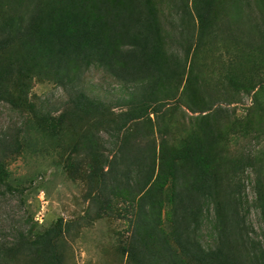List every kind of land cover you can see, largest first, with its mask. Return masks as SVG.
Instances as JSON below:
<instances>
[{
    "label": "trees",
    "instance_id": "obj_1",
    "mask_svg": "<svg viewBox=\"0 0 264 264\" xmlns=\"http://www.w3.org/2000/svg\"><path fill=\"white\" fill-rule=\"evenodd\" d=\"M109 2L0 0V103L16 104L37 77L73 85L83 70L104 69L121 82L123 97L105 102L76 91L58 117L38 118L45 131L80 135L65 167L87 182L98 216L115 200L137 203L132 228L146 241L143 252L156 254L162 264H264V230L256 240L242 186H233L217 144L213 116L192 135L176 138L183 127L177 116L182 104L193 110L215 104L205 101L197 86L192 93L194 74L180 92L185 64L177 55L166 59L162 29L148 0L115 8ZM175 7L184 16L181 37L195 44V51L207 39L221 38L220 23L213 19L215 0H194L196 36L188 17L192 10L184 0ZM183 48L189 58L192 47L185 42ZM162 87L166 103L159 99ZM170 102L172 110L166 108ZM101 134L109 136L108 155ZM21 150L19 134L0 138L1 184H9L7 165ZM260 202L264 221V198ZM73 229V223L60 221L44 233L21 234L13 248L0 253V264H15L18 256L33 260L35 253L39 264H65L57 241ZM204 238L213 244L205 246Z\"/></svg>",
    "mask_w": 264,
    "mask_h": 264
},
{
    "label": "rangeland",
    "instance_id": "obj_2",
    "mask_svg": "<svg viewBox=\"0 0 264 264\" xmlns=\"http://www.w3.org/2000/svg\"><path fill=\"white\" fill-rule=\"evenodd\" d=\"M107 1L115 8L131 0ZM148 1L162 29L166 59L177 55L185 64L180 92L194 74L196 79L188 86L192 93L197 86L205 101L215 104L197 110L182 104L177 116L183 127L176 138L192 135L213 116L219 129L217 144L229 164L233 186H242L253 236L261 239L264 230L260 210V199L264 198V0H215L213 19L220 23L223 34L218 42L207 39L196 51L195 44L181 37L184 16L175 7L177 0ZM184 3L192 10L188 17L196 36L200 23L194 0H184ZM185 42L187 49L192 47L189 58L183 48ZM76 91H84L90 98L105 102H115L125 95L120 81L104 69L91 66L83 70L73 85L37 77L31 80L27 93L16 104L0 103V138L9 141L19 134L22 144L21 153L14 154L7 165L9 184L0 183V253L13 248L21 234L44 233L63 221L74 224L72 232L57 241L64 251L65 264H151L153 257L154 264H162L156 254L143 252L146 241L142 243L143 237L132 228L137 203L115 200L112 209L98 216L87 196V182L67 172L65 164L80 135L68 130L45 131L38 126V118L46 113L58 117ZM162 91L161 100L167 97L163 87ZM181 98L179 94L178 99ZM173 105L170 102L166 108L172 110L176 107ZM154 131L157 137V125ZM101 136L106 146L109 136ZM110 146L107 144L104 150L107 155ZM78 158L83 159V154ZM82 164L86 171V163ZM208 244L213 243L204 238V245ZM35 255L33 260L18 256L15 264H39Z\"/></svg>",
    "mask_w": 264,
    "mask_h": 264
}]
</instances>
